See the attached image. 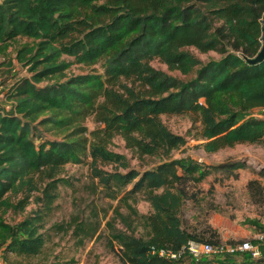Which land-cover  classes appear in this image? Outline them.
<instances>
[{
	"label": "trees",
	"instance_id": "16d2710c",
	"mask_svg": "<svg viewBox=\"0 0 264 264\" xmlns=\"http://www.w3.org/2000/svg\"><path fill=\"white\" fill-rule=\"evenodd\" d=\"M263 13L264 0H0V73L7 85L0 103L2 261L51 264L44 255L47 224L68 181L65 167L85 162L106 197L150 204L141 219L145 234L112 232L124 264H236L233 255L153 252L178 250L190 240L231 243L211 225L205 238L184 222L191 188L209 170L190 155L172 157L187 138L162 116H192L199 123L195 137L209 153L264 145V60L247 61L262 46ZM193 49L219 58L202 61ZM156 59L192 76L157 68ZM16 64L26 73L17 75ZM74 64L83 71L71 72ZM46 131L62 137L48 138ZM116 137L133 156L161 160L144 170L131 167L110 148ZM248 187L264 197L258 180ZM31 204L19 220L7 218ZM251 221L253 232L264 233L263 222ZM251 240L262 256L254 262L245 254L244 261L264 264V237Z\"/></svg>",
	"mask_w": 264,
	"mask_h": 264
},
{
	"label": "rangeland",
	"instance_id": "374dc122",
	"mask_svg": "<svg viewBox=\"0 0 264 264\" xmlns=\"http://www.w3.org/2000/svg\"><path fill=\"white\" fill-rule=\"evenodd\" d=\"M193 52L202 61L219 58L215 51L201 53L193 49ZM152 63L157 68L169 71L167 65L157 59ZM16 66L17 75L26 73L21 65ZM81 71L83 69L78 64L71 67V72ZM169 73L184 79L192 76H184L179 71ZM4 79L0 73V103H3V90L7 87ZM162 118L172 131L187 138V144L173 151L172 157L190 155L204 163L209 170L208 175L191 188L194 198L187 200L183 211L186 225L205 238L209 234L204 229L211 225L219 232L222 241L252 239L251 233L257 225L251 220L258 219L261 224L264 223V202L260 201L264 197L252 195L248 183L255 179L264 186V145L238 144L209 153L200 146L201 140L195 137L199 123H194L192 116L163 115ZM86 125L93 129L97 123L93 117H89ZM45 136L62 137L54 131H46ZM110 148L126 155L131 167L140 170L152 167L161 160L157 155L133 156L120 137L113 140ZM226 163L229 170L221 166ZM65 176L68 181L60 185L59 197L47 224L44 252L47 261L51 264H124L118 255L119 243L113 240L112 232L122 229L136 235L145 234L141 219L150 211L149 202L139 199L120 204L106 197L97 180L91 178L85 162L67 164ZM33 207L35 205L31 204L24 213L9 212L6 216L9 220H19ZM82 224L84 229L81 228ZM235 257L236 264H241L243 255ZM209 260L214 261V258L210 257Z\"/></svg>",
	"mask_w": 264,
	"mask_h": 264
},
{
	"label": "built area",
	"instance_id": "2783aa9c",
	"mask_svg": "<svg viewBox=\"0 0 264 264\" xmlns=\"http://www.w3.org/2000/svg\"><path fill=\"white\" fill-rule=\"evenodd\" d=\"M261 113L264 114V107L261 109ZM188 251L195 258H200L202 256H226V255H245L248 254L252 260H257L262 256V249L257 242L251 239H245L242 241L226 243L222 242L220 244H212L209 242H201L190 240L186 245L182 246L178 250L172 249H155L153 252L159 254L160 256H165L169 258H178L179 255ZM241 264H251L249 261H243Z\"/></svg>",
	"mask_w": 264,
	"mask_h": 264
},
{
	"label": "water",
	"instance_id": "95a60500",
	"mask_svg": "<svg viewBox=\"0 0 264 264\" xmlns=\"http://www.w3.org/2000/svg\"><path fill=\"white\" fill-rule=\"evenodd\" d=\"M261 21H262V36H261L262 46L255 57L247 59L249 63H258L264 60V13Z\"/></svg>",
	"mask_w": 264,
	"mask_h": 264
},
{
	"label": "crops",
	"instance_id": "0c3cea01",
	"mask_svg": "<svg viewBox=\"0 0 264 264\" xmlns=\"http://www.w3.org/2000/svg\"><path fill=\"white\" fill-rule=\"evenodd\" d=\"M252 235V239H255V238H263L264 237V233H255V232H252L251 233ZM0 264H5L2 259H1V255H0Z\"/></svg>",
	"mask_w": 264,
	"mask_h": 264
}]
</instances>
